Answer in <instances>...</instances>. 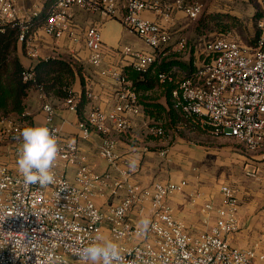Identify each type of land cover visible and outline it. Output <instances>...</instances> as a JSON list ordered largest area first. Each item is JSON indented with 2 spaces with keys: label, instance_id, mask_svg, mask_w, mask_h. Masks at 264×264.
<instances>
[{
  "label": "built area",
  "instance_id": "built-area-1",
  "mask_svg": "<svg viewBox=\"0 0 264 264\" xmlns=\"http://www.w3.org/2000/svg\"><path fill=\"white\" fill-rule=\"evenodd\" d=\"M256 2L259 34L252 45L243 44L229 30L204 42L202 57L189 76L177 80L172 71L158 73L161 82L175 83L171 101L183 123L199 122L213 136L237 139L250 151L264 142V0ZM76 6L112 17L124 10L125 26L153 51L124 46L120 54L141 75L161 62L160 51L171 35L159 23L142 17L143 11L157 7V0H0V32L7 26L18 28L19 43L36 59V27L41 26L52 38L69 36L78 40L73 26ZM202 9L197 1L175 0L166 6L165 15L170 19L181 10L196 20ZM84 41L90 62L102 66L100 27H89ZM180 43L184 46L186 40ZM101 74L117 84L114 105L105 110L93 108L78 125L84 140L93 132L102 136L99 155L108 163L105 172L92 168L77 142L63 138L56 107L45 102L41 125L57 137L60 149L53 167L55 182L45 187L26 184L17 167L25 121L0 117V264H86L79 250L98 237L118 243L124 264H264V253L240 248L229 240V235L239 230L238 200L231 186H221L222 203L215 224L209 230L195 232L175 217L168 202L172 194L184 189L186 180L155 181L150 186L135 181L141 166L117 150L111 131H128L132 118L143 113L139 93L122 65L103 68ZM33 76L28 67L24 79ZM67 92L65 104L77 112L82 95L73 88ZM87 96L94 97L90 91ZM148 130L158 136L165 133L158 123L149 125ZM65 167L76 168L74 180L68 178ZM248 174L257 177L255 171ZM122 192L120 201L107 208L96 202L97 196L111 199ZM204 207L214 209L211 202ZM143 217L151 219L146 232L139 224Z\"/></svg>",
  "mask_w": 264,
  "mask_h": 264
},
{
  "label": "crops",
  "instance_id": "crops-1",
  "mask_svg": "<svg viewBox=\"0 0 264 264\" xmlns=\"http://www.w3.org/2000/svg\"><path fill=\"white\" fill-rule=\"evenodd\" d=\"M125 0H119L124 3ZM175 0H157V7L145 10L142 17L159 23L170 35V42L160 51L161 62L155 64L146 75H141L129 65L126 58L119 50L124 46H131L137 50L151 52L149 47L137 34L131 32L123 23L124 10L112 17L100 11H87L80 7L73 8V26L78 40L69 36L52 38L45 34L42 27H36L33 39L38 50V57L33 59L24 51L25 45L18 44V56L20 61L28 68L39 59L49 57H65L72 60L80 68L73 89L82 95V101L77 112L67 108L65 100L50 96L39 90H32L27 98V110L32 126L41 125L44 122L43 104L51 102L57 110L56 120L62 127V135L65 140L77 142L87 162L97 172H105L108 163L99 155L102 136L93 132L92 136L84 140L80 137L79 121L85 119L93 108L110 109L114 105V97L117 84L114 80L101 74L103 68L122 65L128 78L136 86L143 113L132 118V127L126 132L111 131L116 140L117 150L125 158L137 162L141 166L135 181L143 186H150L155 181H180L191 180L180 192L172 194L168 202L172 206L173 214L182 220L195 232L209 230L216 222L217 208L222 203L221 186L229 185L235 190L238 200L239 230L229 235L231 244L240 248H255L257 252L264 253V161L262 157L246 156L232 151L227 137H215L209 129L199 122L183 123L171 101V91L175 83H163L158 77L161 71H172L177 80L189 76L196 68L200 52L204 42L211 38V30L206 23H201V17L211 16L216 13H227L232 20L241 21L239 15L226 10H214L203 6L200 16L196 20L190 19L184 11H176L172 18L165 15L166 6ZM195 2L196 0H187ZM245 1V0H243ZM251 3L254 11V2ZM255 15V13H254ZM209 22V18H206ZM205 21V22H206ZM99 26L102 34L104 48V63L95 66L90 62L89 51L85 47L84 34L91 26ZM186 40L183 46L181 39ZM26 48V47H25ZM127 61V62H126ZM92 92L94 97L87 96ZM170 109L174 110L175 118L168 115ZM177 113V114H176ZM189 133L191 139L179 137L171 145L164 123ZM153 123L162 125L165 133L162 136L153 135L148 127ZM171 128L172 130H174ZM174 136V135H173ZM197 138L198 142L193 140ZM184 143V144H181ZM180 143V144H178ZM211 144V145H210ZM162 152H166L164 155ZM178 152V153H177ZM167 156L171 161L170 178L162 175L159 163ZM206 168L199 173L198 169ZM64 171L70 180H74L75 167H65ZM255 171L257 177L248 173ZM187 176V178H186ZM204 176L207 178V188L211 193L201 192L198 195L192 193L196 188V179ZM167 178V179H165ZM163 179V180H161ZM207 189H205L206 191ZM124 193L111 199L97 196L96 202L101 208H107L109 204H116ZM211 202L214 209L205 210V204Z\"/></svg>",
  "mask_w": 264,
  "mask_h": 264
},
{
  "label": "trees",
  "instance_id": "trees-1",
  "mask_svg": "<svg viewBox=\"0 0 264 264\" xmlns=\"http://www.w3.org/2000/svg\"><path fill=\"white\" fill-rule=\"evenodd\" d=\"M206 18H209V22ZM211 20L229 23L232 18L227 13H216L201 17L200 22L206 23L211 30ZM227 30L229 29L224 31ZM220 33L219 31L212 37ZM18 38V28L7 26L0 32V116L11 112L19 115L26 112L27 98L32 90H39L65 100L68 96L67 90L73 88L77 74L80 73L79 66L72 60L57 56L36 61L30 66L34 72L33 78L25 80L24 72L28 68L20 61L18 55L12 57L14 52H18ZM168 115L174 117V110L170 109ZM28 119L29 125L32 126V120L30 117Z\"/></svg>",
  "mask_w": 264,
  "mask_h": 264
},
{
  "label": "clouds",
  "instance_id": "clouds-1",
  "mask_svg": "<svg viewBox=\"0 0 264 264\" xmlns=\"http://www.w3.org/2000/svg\"><path fill=\"white\" fill-rule=\"evenodd\" d=\"M20 135L22 144L18 151L17 167L24 182L41 187L53 184V167L60 151L57 137L44 125L25 127ZM139 224L146 232L151 224L150 217L141 218ZM79 257L86 264H124L118 243L99 237L80 249Z\"/></svg>",
  "mask_w": 264,
  "mask_h": 264
},
{
  "label": "rangeland",
  "instance_id": "rangeland-1",
  "mask_svg": "<svg viewBox=\"0 0 264 264\" xmlns=\"http://www.w3.org/2000/svg\"><path fill=\"white\" fill-rule=\"evenodd\" d=\"M197 2L201 3L205 8L210 9L211 11L214 10H226V11H231L233 13H237L239 16V19L241 20L240 22L235 21V20H231L229 23H224V22H216L211 20V37L213 35H215L216 33H218L219 31L221 33L226 32L224 30L229 29L231 30V32H233V34L243 43V44H252L255 40V37L258 35L259 33V27H258V21L260 19V12H259V7L258 4L256 2V0H252V2H254V6L256 8V10L254 11V9L251 6V3H249V1L245 0H196ZM215 12V11H214ZM255 13V15H254ZM223 32H222V31ZM227 30V31H229ZM24 48V51L26 52V48ZM18 52H14L12 57L14 58L15 56H17ZM66 57V56H65ZM177 114V113H176ZM178 116L180 114H177ZM2 116H10L12 117V119H14L17 122H23L25 121V127H29V119L28 117H30L29 115L26 117L23 116V114L19 115L16 114L14 112L8 113L6 115H2ZM1 117V116H0ZM24 118V119H23ZM175 118V116H174ZM165 128H166V133H168L169 136H172V138H170V141H172L170 143V145L177 141V139L179 137H187V140H190L191 137L189 135V133H187L186 131H180L179 129H175L170 125V122L168 121L166 124L164 123ZM171 128H173L174 130H172ZM174 135V136H173ZM175 135H180L179 137H175ZM195 143H200L202 144V142H198L197 138L195 137V140H193ZM180 144V143H178ZM181 144H184L181 142ZM211 145V144H210ZM230 147H232V151L238 152L244 156H246L247 158H253V156H259L262 157L264 154V142L263 145L255 150V151H250L248 150L242 143H240L237 139L234 138H229V144ZM178 153V152H177ZM264 161V160H263ZM161 164L163 166H161ZM161 166V167H160ZM159 167H160V172H162V175H169L171 174V171L174 170L175 168L171 167V161H167V156L164 157V159L161 160V163H159ZM192 169H198L199 173H201L200 171L205 170L206 168H199V167H191ZM206 171V170H205ZM202 174V173H201ZM168 177V176H166ZM170 178V176L168 177ZM187 178V176H186ZM202 177L200 176V178L196 179V188H194L192 190V193L195 195L200 194L201 192H207V193H211L210 190L207 188L208 186V181H207V177L204 176V179H201ZM167 179V178H165ZM163 180V179H161ZM186 181H188L189 185H190V178L189 179H184ZM205 189H207L205 191ZM67 258L74 262V258L67 256Z\"/></svg>",
  "mask_w": 264,
  "mask_h": 264
}]
</instances>
